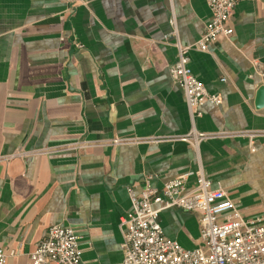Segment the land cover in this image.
<instances>
[{"label":"crops","instance_id":"1","mask_svg":"<svg viewBox=\"0 0 264 264\" xmlns=\"http://www.w3.org/2000/svg\"><path fill=\"white\" fill-rule=\"evenodd\" d=\"M210 16L207 0H0V245L17 251L5 264H32L28 254L54 224L78 233L84 264L118 263L128 189L138 192L147 173L159 187L189 173L192 185L201 169L243 216L264 221V136L70 147L187 133L168 65L175 42L196 41ZM230 24V39L188 52L194 75L221 96L202 105L194 128L264 130V106L254 104L264 77L252 63L264 69V0H237ZM198 219L178 208L159 214L185 248L199 244Z\"/></svg>","mask_w":264,"mask_h":264},{"label":"built area","instance_id":"2","mask_svg":"<svg viewBox=\"0 0 264 264\" xmlns=\"http://www.w3.org/2000/svg\"><path fill=\"white\" fill-rule=\"evenodd\" d=\"M237 0H207L210 19L204 24L200 37L191 44L178 41L176 59L168 65L172 80L183 90L192 127L184 134L161 136L113 137L106 141L77 140L70 147L83 151L95 145H122L157 143L164 140H183L193 147L207 139L264 136V130L201 131L194 128V120L202 115V105H218L221 96L210 92L197 79L189 66L191 49L206 52L218 38L230 39V24ZM174 23V21H173ZM175 34L176 31L173 30ZM264 77L257 61L252 62ZM222 81L226 78L222 77ZM49 149L34 151L47 153ZM184 173L172 177L159 187L153 183L156 176L147 173L138 192L128 189L131 210L121 216L122 259L115 264H264V221L260 216L245 217L220 183L213 185L201 169L196 171L192 185ZM178 208L199 215V244L185 248L165 235L159 222L164 209ZM80 236L74 228L54 224L46 228L42 238L28 254L32 264H84L79 247ZM15 249L0 245V264L16 255Z\"/></svg>","mask_w":264,"mask_h":264},{"label":"water","instance_id":"3","mask_svg":"<svg viewBox=\"0 0 264 264\" xmlns=\"http://www.w3.org/2000/svg\"><path fill=\"white\" fill-rule=\"evenodd\" d=\"M254 104L256 108H261L264 106V85L263 84L259 85L257 88Z\"/></svg>","mask_w":264,"mask_h":264}]
</instances>
